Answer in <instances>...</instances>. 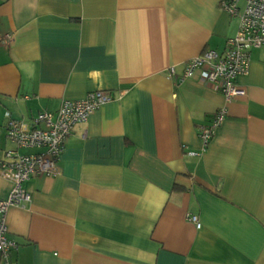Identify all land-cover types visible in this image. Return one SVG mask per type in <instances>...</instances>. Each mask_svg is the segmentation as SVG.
<instances>
[{
  "label": "crops",
  "instance_id": "0c3cea01",
  "mask_svg": "<svg viewBox=\"0 0 264 264\" xmlns=\"http://www.w3.org/2000/svg\"><path fill=\"white\" fill-rule=\"evenodd\" d=\"M238 24L221 0H0V160L16 149L7 115L112 97L66 140L60 173L33 176L31 202L9 209L12 264H264V47L228 104L168 75L223 52ZM12 187L0 174V200Z\"/></svg>",
  "mask_w": 264,
  "mask_h": 264
},
{
  "label": "built area",
  "instance_id": "2783aa9c",
  "mask_svg": "<svg viewBox=\"0 0 264 264\" xmlns=\"http://www.w3.org/2000/svg\"><path fill=\"white\" fill-rule=\"evenodd\" d=\"M221 7L231 18L239 20L238 31L228 39L225 50L219 53L208 49L189 60L180 76L174 67L168 69V75L178 77L179 82L198 77L219 92L228 104L245 96L246 91L237 80L249 73L252 50L264 47V0H221ZM111 98L105 91L91 92L84 99L64 101L56 113H40L32 122L14 120L7 115V138L16 149L7 151L0 160L1 176L13 184L8 198L0 200V264H12V253L18 248L9 237L7 213L11 207L25 208L31 202L32 196L24 184L33 176H57L66 140L76 126L85 124ZM227 117L226 106L216 112L212 122L199 132L201 152L192 155H201L208 149L216 129ZM22 148L38 152L21 154ZM188 219L197 229L201 228L198 216L189 215Z\"/></svg>",
  "mask_w": 264,
  "mask_h": 264
},
{
  "label": "trees",
  "instance_id": "16d2710c",
  "mask_svg": "<svg viewBox=\"0 0 264 264\" xmlns=\"http://www.w3.org/2000/svg\"><path fill=\"white\" fill-rule=\"evenodd\" d=\"M7 125V124H6ZM6 134H7V129H6ZM5 156V155H4ZM12 258V257H11Z\"/></svg>",
  "mask_w": 264,
  "mask_h": 264
}]
</instances>
